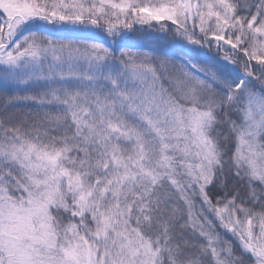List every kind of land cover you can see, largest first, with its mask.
I'll list each match as a JSON object with an SVG mask.
<instances>
[{
  "label": "snow or ice",
  "instance_id": "obj_1",
  "mask_svg": "<svg viewBox=\"0 0 264 264\" xmlns=\"http://www.w3.org/2000/svg\"><path fill=\"white\" fill-rule=\"evenodd\" d=\"M0 264H264V0H0Z\"/></svg>",
  "mask_w": 264,
  "mask_h": 264
},
{
  "label": "rangeland",
  "instance_id": "obj_2",
  "mask_svg": "<svg viewBox=\"0 0 264 264\" xmlns=\"http://www.w3.org/2000/svg\"><path fill=\"white\" fill-rule=\"evenodd\" d=\"M164 32L158 28L147 30V29H137L131 32L125 39L127 45H146L148 47L157 48L159 53L164 50H171L177 54H187L192 53L190 58L193 62L200 63L203 60L204 55L207 50L197 51V46L188 45L186 41H180V38L175 37L173 32H168V35H164ZM183 49V51H181ZM212 53L215 52L213 48ZM223 53H221L222 55ZM210 55V53H209Z\"/></svg>",
  "mask_w": 264,
  "mask_h": 264
},
{
  "label": "water",
  "instance_id": "obj_3",
  "mask_svg": "<svg viewBox=\"0 0 264 264\" xmlns=\"http://www.w3.org/2000/svg\"><path fill=\"white\" fill-rule=\"evenodd\" d=\"M167 33H168V32H167ZM167 33H166V34H167ZM164 34H165V33H164Z\"/></svg>",
  "mask_w": 264,
  "mask_h": 264
}]
</instances>
